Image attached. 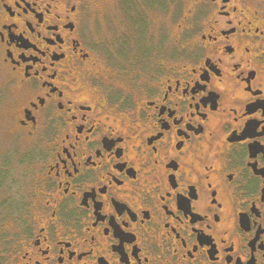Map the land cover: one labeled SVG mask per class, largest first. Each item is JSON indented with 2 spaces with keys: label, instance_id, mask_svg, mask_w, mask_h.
Instances as JSON below:
<instances>
[{
  "label": "flooded vegetation",
  "instance_id": "obj_1",
  "mask_svg": "<svg viewBox=\"0 0 264 264\" xmlns=\"http://www.w3.org/2000/svg\"><path fill=\"white\" fill-rule=\"evenodd\" d=\"M120 1L0 0V264H264V9L189 0L128 66L151 0Z\"/></svg>",
  "mask_w": 264,
  "mask_h": 264
},
{
  "label": "rangeland",
  "instance_id": "obj_2",
  "mask_svg": "<svg viewBox=\"0 0 264 264\" xmlns=\"http://www.w3.org/2000/svg\"><path fill=\"white\" fill-rule=\"evenodd\" d=\"M112 4L118 2V6L112 8V17L116 23L121 22V1L110 0ZM258 4L264 9V0H256ZM189 0H151V12L148 11V16L144 18L142 23L141 33L130 32V39L128 49L124 50L125 55L123 63L131 66L136 63L144 62L145 60L154 59L157 57V52H162L166 58L176 55V32L174 22L179 15L187 12ZM143 19V18H142ZM107 28L111 24L105 23ZM114 26H117L116 24ZM174 31V32H173ZM106 32V33H105ZM104 36L115 38L118 34H111V30L106 29ZM122 36V35H121ZM128 68V67H127ZM126 68V69H127ZM19 91L17 86L12 84V77L9 71L3 66L0 57V165L4 159L14 160V155L19 152L10 153L8 147L9 140L14 136L13 113L17 109V99ZM8 154V155H7ZM7 155V156H5ZM4 164V163H3ZM14 179L9 177L8 180ZM6 180V179H5ZM20 185L26 188L25 178H19ZM22 183V184H21ZM8 184L2 186L0 191L9 194ZM14 207V205L12 206ZM4 214H7L3 211Z\"/></svg>",
  "mask_w": 264,
  "mask_h": 264
}]
</instances>
